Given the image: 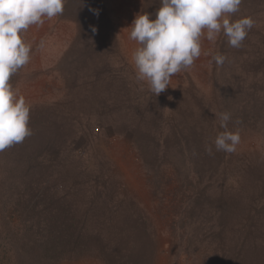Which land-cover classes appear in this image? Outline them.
Wrapping results in <instances>:
<instances>
[{
	"label": "rangeland",
	"instance_id": "rangeland-1",
	"mask_svg": "<svg viewBox=\"0 0 264 264\" xmlns=\"http://www.w3.org/2000/svg\"><path fill=\"white\" fill-rule=\"evenodd\" d=\"M159 6L64 0L23 33L10 83L32 135L0 151V264H264V0L232 17L255 21L240 48L202 37L155 96L129 26ZM222 112L232 153L214 145Z\"/></svg>",
	"mask_w": 264,
	"mask_h": 264
},
{
	"label": "clouds",
	"instance_id": "clouds-1",
	"mask_svg": "<svg viewBox=\"0 0 264 264\" xmlns=\"http://www.w3.org/2000/svg\"><path fill=\"white\" fill-rule=\"evenodd\" d=\"M241 3L159 0L154 16L150 12L137 13L129 26V38L139 45L132 54L137 81L146 82L149 91L159 96L175 74L190 68L200 57L202 37L214 42L222 34L229 46L240 48L255 24L249 16L232 19L240 12ZM63 11L64 0H0V151L32 135L30 105L10 83V78L30 61L31 45L25 43L23 33ZM92 32H96L95 27ZM212 60L220 66L226 57L215 54ZM230 119L228 112L219 114L223 131L214 140L217 151L232 153L240 142L238 132L228 128ZM208 152L212 154L211 148Z\"/></svg>",
	"mask_w": 264,
	"mask_h": 264
}]
</instances>
